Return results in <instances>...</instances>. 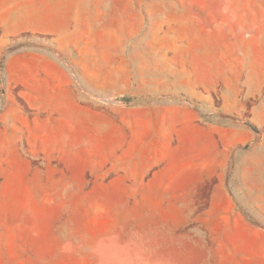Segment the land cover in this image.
I'll return each mask as SVG.
<instances>
[{
  "label": "rangeland",
  "instance_id": "obj_1",
  "mask_svg": "<svg viewBox=\"0 0 264 264\" xmlns=\"http://www.w3.org/2000/svg\"><path fill=\"white\" fill-rule=\"evenodd\" d=\"M47 3L0 7V264H264V0Z\"/></svg>",
  "mask_w": 264,
  "mask_h": 264
},
{
  "label": "water",
  "instance_id": "obj_2",
  "mask_svg": "<svg viewBox=\"0 0 264 264\" xmlns=\"http://www.w3.org/2000/svg\"><path fill=\"white\" fill-rule=\"evenodd\" d=\"M245 124H247L248 126H250L253 130H255L259 135H261V130L258 126H256L254 123H252L251 121H245ZM248 147V145L246 146Z\"/></svg>",
  "mask_w": 264,
  "mask_h": 264
},
{
  "label": "crops",
  "instance_id": "obj_3",
  "mask_svg": "<svg viewBox=\"0 0 264 264\" xmlns=\"http://www.w3.org/2000/svg\"><path fill=\"white\" fill-rule=\"evenodd\" d=\"M3 5V0H0V7ZM47 5L49 6L50 9H52L53 7V0H48V3ZM53 16V12L51 10V12H49V18H50V21L52 20V17Z\"/></svg>",
  "mask_w": 264,
  "mask_h": 264
},
{
  "label": "trees",
  "instance_id": "obj_4",
  "mask_svg": "<svg viewBox=\"0 0 264 264\" xmlns=\"http://www.w3.org/2000/svg\"><path fill=\"white\" fill-rule=\"evenodd\" d=\"M120 101H122L123 103H128V102H130V99L129 98H123V99H120Z\"/></svg>",
  "mask_w": 264,
  "mask_h": 264
}]
</instances>
